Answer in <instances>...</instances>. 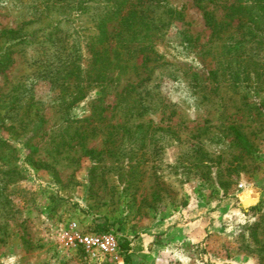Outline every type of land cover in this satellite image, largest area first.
<instances>
[{
	"label": "rangeland",
	"instance_id": "1",
	"mask_svg": "<svg viewBox=\"0 0 264 264\" xmlns=\"http://www.w3.org/2000/svg\"><path fill=\"white\" fill-rule=\"evenodd\" d=\"M6 30L25 36L7 54ZM263 214L264 0H0V264H99L72 225L127 264H264Z\"/></svg>",
	"mask_w": 264,
	"mask_h": 264
},
{
	"label": "trees",
	"instance_id": "2",
	"mask_svg": "<svg viewBox=\"0 0 264 264\" xmlns=\"http://www.w3.org/2000/svg\"><path fill=\"white\" fill-rule=\"evenodd\" d=\"M118 5V4H117ZM108 13V16L106 15ZM107 13H105L102 18H101V23L100 26L102 27L99 36V39L101 42H104L106 39V31L105 29H103V25H105L106 21L111 20L113 17L110 14V11H107ZM106 15V16H105ZM133 31V30H132ZM16 32L14 30H6L3 32V36L6 37L7 41L9 42L8 44L6 43V46L4 47L5 52L4 53H8L7 50L9 49L8 46L12 45L13 43L16 42H22V40L25 38L24 35L19 34V35H15ZM135 36H133L134 38ZM124 42V44H122V47H126L129 46L128 43L133 42V41H127V39ZM134 40V39H133ZM119 54V53H118ZM121 60V57H118ZM66 61V60H65ZM70 61V58L68 60V62ZM75 62H77V60H74ZM74 61L71 60L70 64H74ZM64 63V62H63ZM90 66L89 67H85L83 66L82 63L77 62V64L73 65V66H69L68 69H62L58 68V82H60V84L66 85L68 83V80L70 79V75L72 74H76L77 75V80L78 82L80 81V78L83 77L84 75L82 74L81 69H83V67L89 69H96V72L94 73L95 75L88 78L89 81V85L91 84H95V85H101L106 81V68H108V66H112L113 65V61L110 59L109 56H107V53L105 54V52L103 51H97L94 50V55L92 58V61L89 63ZM122 66V65H120ZM69 72H71L70 74H68ZM75 72V73H72ZM132 88H135L132 84H130L126 90L123 91L122 95L123 96H128L129 92L131 91ZM85 97L84 93L78 98L81 99ZM77 99V100H78ZM231 131L236 139V141H238L242 146H244V148H250V142L247 138V136L237 127V126H231ZM174 140V139H172ZM192 155H194L193 160H195V162H197L198 165H203L204 167L208 168V171L210 170V168L212 167L213 163H215V161H213V158L210 157L209 153L204 151L202 149V147H200V145H195L194 147H192ZM162 165L163 163H159ZM191 164L189 161H184L183 157L178 156L176 159V164H174L173 166L176 169H180V168H186L184 170L186 171H190L191 170ZM194 164V163H193ZM204 170V169H203ZM207 169H205L203 172H206ZM221 176V174H220ZM222 180V179H221ZM229 182H224L222 181V183H220V185L222 187H224V189H227ZM262 220L264 221V214L262 216ZM257 225H259L257 223ZM106 232H112L111 230H109L107 227L106 228H102V227H98L97 231H95L94 233L97 234H101V233H106ZM114 233V232H113ZM253 233V232H252ZM255 239H258V253H260L262 256L264 255V240H259V237H257V235L254 233ZM120 240V239H119ZM120 246H121V250L122 253L124 255V259L126 264L129 262V258L126 255L127 249H128V245L127 243H121L120 241Z\"/></svg>",
	"mask_w": 264,
	"mask_h": 264
},
{
	"label": "built area",
	"instance_id": "3",
	"mask_svg": "<svg viewBox=\"0 0 264 264\" xmlns=\"http://www.w3.org/2000/svg\"><path fill=\"white\" fill-rule=\"evenodd\" d=\"M66 243L81 246L83 251L99 264L104 261L114 264H125L119 237L113 232L81 233L75 225L66 231Z\"/></svg>",
	"mask_w": 264,
	"mask_h": 264
},
{
	"label": "crops",
	"instance_id": "4",
	"mask_svg": "<svg viewBox=\"0 0 264 264\" xmlns=\"http://www.w3.org/2000/svg\"><path fill=\"white\" fill-rule=\"evenodd\" d=\"M216 216V218H219L217 215H215Z\"/></svg>",
	"mask_w": 264,
	"mask_h": 264
}]
</instances>
